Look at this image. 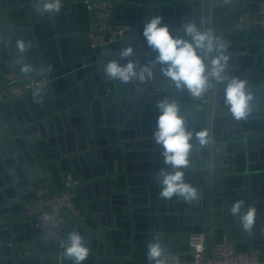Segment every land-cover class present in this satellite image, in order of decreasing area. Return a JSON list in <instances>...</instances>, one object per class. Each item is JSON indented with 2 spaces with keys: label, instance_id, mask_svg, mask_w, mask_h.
Wrapping results in <instances>:
<instances>
[{
  "label": "water",
  "instance_id": "water-1",
  "mask_svg": "<svg viewBox=\"0 0 264 264\" xmlns=\"http://www.w3.org/2000/svg\"><path fill=\"white\" fill-rule=\"evenodd\" d=\"M245 1L115 0L131 28L94 52L86 0H0V78L40 69L49 79L0 102V264H143L172 250L162 245L172 230L181 247L203 233L207 260L213 233L231 229L227 208L245 215L236 248L264 253L263 38L259 24L235 26ZM193 57L212 72L202 103L164 74ZM68 172L83 178L75 200L92 214L62 208L61 248L24 204L42 185L65 191Z\"/></svg>",
  "mask_w": 264,
  "mask_h": 264
},
{
  "label": "built area",
  "instance_id": "built-area-1",
  "mask_svg": "<svg viewBox=\"0 0 264 264\" xmlns=\"http://www.w3.org/2000/svg\"><path fill=\"white\" fill-rule=\"evenodd\" d=\"M87 9L92 20L91 28L86 32L90 46L94 52L110 45H116L126 31L130 30V23L122 21L116 16L115 0H86ZM259 24L262 27V40L259 45V54L264 57V0H256L254 11L239 13L235 26L238 28L250 27ZM254 35V34H252ZM166 81L169 87H184L195 103L205 102L208 98L212 72L209 61L203 57H193L187 63L177 69L171 63L166 64ZM150 78L153 71L148 70ZM145 81L142 70L137 73V85ZM197 81V84H194ZM49 82L47 76L32 75L28 72L9 71L0 78V102L5 103L11 96L22 97L30 89L45 85ZM81 178L68 172L62 179L67 188L60 194H51L47 185L35 189L34 198L24 204L27 214H35L33 219L36 227L40 229L41 238L47 243H58L61 248L67 242V215L62 208L84 218L76 203V186ZM260 232L264 234V223L260 226ZM190 258H183L179 251L167 250L160 254V264H262L264 259L257 249L246 251L238 250L235 241L227 235L216 240L212 244L211 257L205 260V241L203 233H191L189 235Z\"/></svg>",
  "mask_w": 264,
  "mask_h": 264
},
{
  "label": "crops",
  "instance_id": "crops-1",
  "mask_svg": "<svg viewBox=\"0 0 264 264\" xmlns=\"http://www.w3.org/2000/svg\"><path fill=\"white\" fill-rule=\"evenodd\" d=\"M255 7H256V0L241 2V3H239V11H238L237 15H239V13L244 12V11H254L255 10ZM90 20H91V18H90ZM180 58H182V57H180ZM184 62H185L184 59H180L179 60V63L181 65L184 64ZM164 66H165V71H166V69L168 68V66L166 64ZM255 68H257L259 70V72L262 75H264V57L261 54H259L257 56V61L255 63ZM28 73H30L32 75H34V74L35 75H40L42 73V70H40V69L39 70H37V69L36 70H31V71H28ZM260 77L264 78V76H260ZM152 79L155 80L156 78L153 77ZM192 115H193V113H192ZM225 140H236V137L235 136L232 137V138L231 137H227V138H224L223 137V138H218L217 139L218 142H223ZM52 171L55 172V169L53 168ZM80 178H81V180L83 179L82 177H80ZM90 198L91 197L85 198V196H83L80 193V199L83 200V201H81L83 205H84V203L89 202L90 201ZM76 203L78 204V202H76ZM225 210H227V213L224 216V220H226L227 223H228L227 227L230 226L229 228H231V229L228 230L226 228V226H224L223 229H222V235H221V237L223 235H227L228 237H230V234L232 235V237L233 236H237V235L240 236V234H241V223L239 221L242 220V219H244L245 218V215H243L242 212L238 211V210H241V209H238L237 211H233L230 208H227ZM80 211L84 215V218L86 220H91L90 217H91L92 212H89L87 210H81V209H80ZM169 220H172V219H169ZM33 222H34V220H33ZM262 223H264V222H262ZM67 225H68V221H67ZM173 228H174V225L171 226V229H173ZM254 231H255V228H252V232H254ZM170 232H172V233H170ZM175 233L177 235L174 234V231L173 230L172 231H165L164 232V234H165V236H167V238L166 239L165 238L162 239L163 248L169 247L173 251H179L181 253V256L183 258H185V259L190 258L189 247H186V246L181 247V245H180L181 242H184L186 239H180V240H178V236H180V233H178V232H175ZM26 234L29 237H31L32 234H33L32 233V229L31 228L27 229L26 230ZM212 238H214L216 240L215 233H213ZM160 254L161 253H159V258H158V255L157 256H154L153 253H151V255H153L154 257L153 258L152 257L151 258L149 257V259H147V261H145V263H143V264H146V263L147 264L148 263L149 264H160ZM261 256L264 259V253H261ZM262 264H264V263H262Z\"/></svg>",
  "mask_w": 264,
  "mask_h": 264
}]
</instances>
